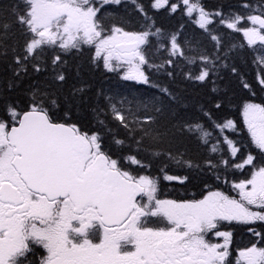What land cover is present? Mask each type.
Wrapping results in <instances>:
<instances>
[{"label": "snow or ice", "instance_id": "6c2138e0", "mask_svg": "<svg viewBox=\"0 0 264 264\" xmlns=\"http://www.w3.org/2000/svg\"><path fill=\"white\" fill-rule=\"evenodd\" d=\"M122 2L0 5V65L9 74L0 79V264H264V231L257 230L264 229V161L251 152L236 159V120L212 122L213 112L230 103L221 82L238 74L236 61L246 51L264 87V0H242L227 12L208 10L202 0H152L156 11L187 16L201 30L193 35L183 24L158 27L137 0L139 30L106 21L104 6ZM85 47L93 51L92 66L158 94L89 95L86 82L65 92L68 57ZM155 73L207 87L202 114L190 115L183 97L156 82ZM83 112L91 115L88 124ZM240 115L264 157V104L245 101ZM187 139L218 158L193 160ZM155 162L162 177L151 172ZM169 165L210 173L235 194L210 188L199 199L160 198L161 178L189 180L168 174ZM230 168L248 173L229 180ZM226 225L245 226L256 238L236 250L234 262Z\"/></svg>", "mask_w": 264, "mask_h": 264}, {"label": "trees", "instance_id": "16d2710c", "mask_svg": "<svg viewBox=\"0 0 264 264\" xmlns=\"http://www.w3.org/2000/svg\"><path fill=\"white\" fill-rule=\"evenodd\" d=\"M202 2L208 10L224 9L227 12L239 9L242 0H202ZM252 2L256 4L259 3L260 0H252ZM12 3H14V0H0V5L5 7L10 6ZM151 3L152 0H137V4H142L144 6L145 10L148 12L149 16L155 20L158 27L166 31H175L179 25L183 24L185 35L199 34L201 32L198 26L189 20L187 16L181 15L180 13L170 15L164 10L156 11L150 7ZM136 8L137 5L133 4L131 0H123L121 5L104 6L102 12L106 21L120 19L126 22L130 30H139L144 24V19L137 12ZM219 30L221 32L229 31L225 28H220ZM231 38L233 40H240L241 35L233 34ZM92 55L93 51L85 47L82 52L75 53L68 57V80L65 85V92L70 90L73 84L86 82L92 86L89 95H92L98 89H103L105 92L117 96L126 95L131 97L158 94L157 90L154 88L121 80L119 74L105 71L102 65L100 67L92 66L89 59ZM236 66L238 68V74L232 75L228 73L220 85L221 88L225 90L227 99L230 103L223 110L213 112L212 122L214 123L217 119L223 118L236 120L241 131L238 134H230L234 136L241 146V151L236 159L240 160L243 156H246L248 152H251L257 157L258 161H264V157L261 156L259 150L251 143L250 135L240 115V106L245 101L251 100L255 103L264 104V87L258 84V72L256 65L252 62L251 52L246 51L244 55H241L236 61ZM4 68V65H0V79L9 75L4 71ZM77 68L80 69L79 76H77ZM153 79L162 85L168 86L174 92L179 93L183 97L190 115L202 114L200 111L201 106L204 105L208 99L209 89L207 87L198 83L185 81L179 74L172 80L163 73H155ZM244 82L251 85V90L243 87ZM14 96L22 103L26 100V96L19 89L14 93ZM205 110H207V108H205ZM78 115L85 124L91 121V115L88 112L78 113ZM185 147L187 148V155L197 162L202 161L206 156L213 155L208 153L195 139H187L185 141ZM222 147L226 149L227 145H222ZM218 155L219 154L213 155V158H218ZM224 155L227 158L228 154L226 151ZM161 166V163L155 162L151 169L152 174L162 177L163 173L159 170ZM247 173V168H245L243 172L230 168L225 174L228 176L229 180H232L242 179ZM168 174L188 175L189 180L185 184H180L176 181H166L161 178L160 198L199 199L203 194H206L210 188H219L230 194H235L229 185L222 184L210 173L204 174L180 166L169 165ZM224 230L233 232L232 249L234 262L236 250L245 246H250L256 238L242 225H226ZM257 230L264 231V229L259 228V226Z\"/></svg>", "mask_w": 264, "mask_h": 264}]
</instances>
